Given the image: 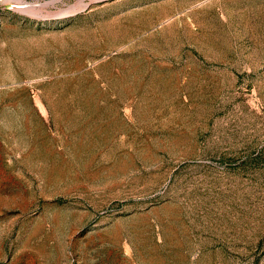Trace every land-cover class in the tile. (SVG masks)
<instances>
[{
    "label": "rangeland",
    "instance_id": "obj_1",
    "mask_svg": "<svg viewBox=\"0 0 264 264\" xmlns=\"http://www.w3.org/2000/svg\"><path fill=\"white\" fill-rule=\"evenodd\" d=\"M0 264H264V0H0Z\"/></svg>",
    "mask_w": 264,
    "mask_h": 264
},
{
    "label": "bare ground",
    "instance_id": "obj_2",
    "mask_svg": "<svg viewBox=\"0 0 264 264\" xmlns=\"http://www.w3.org/2000/svg\"><path fill=\"white\" fill-rule=\"evenodd\" d=\"M53 3V2H52ZM21 8H25L24 6H22ZM27 8V7H26ZM30 9H31V7H30Z\"/></svg>",
    "mask_w": 264,
    "mask_h": 264
}]
</instances>
